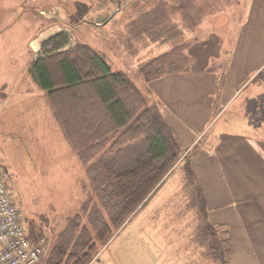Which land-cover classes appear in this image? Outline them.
<instances>
[{
    "label": "rangeland",
    "instance_id": "1",
    "mask_svg": "<svg viewBox=\"0 0 264 264\" xmlns=\"http://www.w3.org/2000/svg\"><path fill=\"white\" fill-rule=\"evenodd\" d=\"M160 1L0 0L1 180L25 227L33 222L51 243L79 213L90 190L86 168L55 122L46 93L25 69L39 55V49L29 46L31 40L42 42L65 31L73 43L91 45L114 71L125 73L151 95L161 111V85L139 78V70L178 46L187 61L181 69L175 66L177 69L162 77L168 84L165 96L170 100L188 96L186 78H192L190 71L215 72L211 119L217 116L206 125V135L186 147L160 188L91 264H216L208 247L212 243L211 226H217L220 239L226 238L220 232H228L232 250L228 264H254L248 250H241L235 222L229 221L230 228L214 225L208 205L201 209L200 198H205L201 179L215 196L217 190L219 209H228L230 198L208 162L201 174L196 161L203 157L201 149L208 138L224 129L242 131L253 144L254 140L264 141V0H233L229 4L225 0L172 4L169 0L165 30L157 35L156 29L138 28L139 18L144 12H152ZM51 6L57 11L44 10L52 15L44 17L42 10ZM231 85L232 98L222 107L223 96H229L223 89ZM253 149L248 146L239 158L251 156ZM204 150L207 152V147ZM189 164L193 174H189Z\"/></svg>",
    "mask_w": 264,
    "mask_h": 264
},
{
    "label": "trees",
    "instance_id": "2",
    "mask_svg": "<svg viewBox=\"0 0 264 264\" xmlns=\"http://www.w3.org/2000/svg\"><path fill=\"white\" fill-rule=\"evenodd\" d=\"M168 3L161 0L152 12H144L138 28H153L159 35L166 29ZM173 49L144 64L139 78L149 83L173 72L175 66L181 69L187 57L180 55L178 46ZM28 72L46 93L54 120L85 166L90 184L79 213L52 243L33 222L26 227L28 237L33 244L45 241L48 249L42 264H91L160 188L184 148L151 95L125 73L114 71L91 45L73 43L65 31L42 42ZM189 174H193L191 164ZM200 202L205 210L204 196ZM216 228L209 230L210 257L216 264H228L232 252L228 232H220L226 237L220 239Z\"/></svg>",
    "mask_w": 264,
    "mask_h": 264
},
{
    "label": "crops",
    "instance_id": "3",
    "mask_svg": "<svg viewBox=\"0 0 264 264\" xmlns=\"http://www.w3.org/2000/svg\"><path fill=\"white\" fill-rule=\"evenodd\" d=\"M42 42L31 40L29 46L34 50L39 49L40 53ZM35 59H31L25 68L28 74L30 65ZM190 72L192 78H186L189 81L188 91L190 94L186 97L173 96L174 99L170 100L164 92L168 85L166 78L154 82V85L162 87L161 96L156 89V93L160 96L158 98L163 103L162 111L167 122L176 131L184 150L194 140L196 141L203 134L206 135V125L217 116L215 115L211 119L214 114L212 110L214 104L210 102L212 100L211 92L216 88L212 78L216 73H208L205 69H196ZM232 87V85L224 87L223 90L228 92L229 96H223L222 107L226 105L225 102H229V97L233 95ZM190 95L198 99L194 101V97L191 98ZM195 106L201 108L195 111L193 110ZM204 115L208 116L205 117V120L202 119ZM232 131L224 129L215 134L211 140L209 137L207 145L201 149L203 157L196 161L201 174L206 162H208L209 168L216 172L222 191L230 198V202H228L230 211H226L227 207L218 208L217 190L216 197L209 189L210 187L205 184V180L201 179L200 185L209 208L208 214L211 222L214 225L230 228L229 221H234L239 228L243 246L241 250L245 248L248 250L247 254L251 255L254 264H264V141L261 139L256 141L251 138L252 141L254 140L255 144H253L248 142L250 137L245 136L242 131ZM248 146L254 147L252 155L239 158L238 155L243 154ZM206 147L207 152L204 150ZM209 183L211 185L212 182ZM215 197L216 199L211 201ZM213 206L217 207L216 210L212 208ZM217 210L220 213L217 214Z\"/></svg>",
    "mask_w": 264,
    "mask_h": 264
},
{
    "label": "built area",
    "instance_id": "4",
    "mask_svg": "<svg viewBox=\"0 0 264 264\" xmlns=\"http://www.w3.org/2000/svg\"><path fill=\"white\" fill-rule=\"evenodd\" d=\"M44 243L30 242L18 208L0 177V264H40Z\"/></svg>",
    "mask_w": 264,
    "mask_h": 264
},
{
    "label": "flooded vegetation",
    "instance_id": "5",
    "mask_svg": "<svg viewBox=\"0 0 264 264\" xmlns=\"http://www.w3.org/2000/svg\"><path fill=\"white\" fill-rule=\"evenodd\" d=\"M117 1V0H116ZM119 2V1H118ZM44 10L46 11V12H50V13H53V12H56L57 11V8H53V6H51L49 9H46V7L42 10V15L44 16V17H47V18H50L52 15H50V14H46V13H44ZM41 13V12H40Z\"/></svg>",
    "mask_w": 264,
    "mask_h": 264
},
{
    "label": "water",
    "instance_id": "6",
    "mask_svg": "<svg viewBox=\"0 0 264 264\" xmlns=\"http://www.w3.org/2000/svg\"><path fill=\"white\" fill-rule=\"evenodd\" d=\"M120 6V5H119Z\"/></svg>",
    "mask_w": 264,
    "mask_h": 264
}]
</instances>
